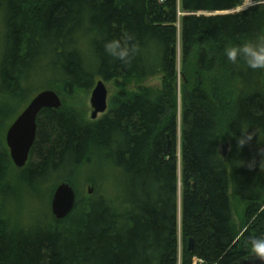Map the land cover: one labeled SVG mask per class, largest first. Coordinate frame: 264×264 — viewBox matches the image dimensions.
I'll list each match as a JSON object with an SVG mask.
<instances>
[{
  "label": "trees",
  "instance_id": "1",
  "mask_svg": "<svg viewBox=\"0 0 264 264\" xmlns=\"http://www.w3.org/2000/svg\"><path fill=\"white\" fill-rule=\"evenodd\" d=\"M242 2L0 0V264H232L247 254L249 237H264V70L224 54L264 33V3L237 10ZM112 39L135 47L126 62L105 50ZM156 77L160 89L127 93L121 84L94 122L64 107L43 110L26 166L14 179L5 175L13 167L3 141L9 101L25 102L35 83L36 94L71 96L98 80ZM242 132L252 140L241 149ZM223 137L231 140L226 156ZM82 167L94 185L109 187L84 205L77 196L66 219L48 212L23 220L13 208L19 200L11 190L73 186ZM230 185L244 207L239 236ZM179 222L194 241L180 262Z\"/></svg>",
  "mask_w": 264,
  "mask_h": 264
},
{
  "label": "rangeland",
  "instance_id": "2",
  "mask_svg": "<svg viewBox=\"0 0 264 264\" xmlns=\"http://www.w3.org/2000/svg\"><path fill=\"white\" fill-rule=\"evenodd\" d=\"M253 4H254L253 0H243L242 5L239 8H237V10L245 9ZM176 60H177L178 80L176 82L175 89H176V96H177V101H178V112L180 116L181 96H182L183 86H182V75H181L182 73V51H181V38H180L179 31H178V36H177ZM121 84L124 86V90H126L127 93H135L142 87L151 88V89H160L161 84H162V78L156 77V78H153L147 81L127 80V81H122V82L121 81L105 82V86L108 91V110L106 111L105 114H107L109 111L111 100L115 98L118 94H120V92L123 90L121 87ZM39 87L40 85L38 83L37 84L35 83L34 88L32 89V93L30 94L28 99L22 104L21 103L18 104L19 102L17 101H9V104L13 108V115L11 116L12 118L7 119L8 126L3 132V141L6 146V149L8 148L6 145L5 136H6V132L9 126L27 107V105L32 100L36 92L39 91ZM93 87L89 91L75 92L71 96H67L63 94L59 89H57L56 92L58 93L62 101V107L66 109H71L79 113L88 122H94V121L99 120L105 114H100L96 120L91 119L92 107L90 104V99H91ZM226 146L228 147L227 149V153H228L231 149V140L228 137H223L220 139L218 143L219 151L223 153L224 148ZM8 153H9V150H8ZM10 161H11V158H10ZM11 163L13 167H10L11 165H9V167H6L4 171L7 177L14 179L16 178L18 173L21 171V169H18L17 167H15L12 161ZM98 167H101V165L98 164ZM98 167L96 166V168ZM179 169H180V166H179ZM87 176H88V167H84V168L82 167L77 172L74 178V182H73V188L75 189L77 193L78 200L80 199L83 205L85 201L87 200V198L89 197V195H92L96 190H97V193L102 194L104 192L103 190L109 187L108 183L107 184L103 182L101 183L100 180L98 179H94L96 180L95 182L96 185H94V183L89 178H87ZM99 176H100V173H99ZM90 185H92V188H93L91 194H89V191H88V187ZM179 187H181V184H179ZM54 190L55 189H53L50 186H45L42 189L36 191V193L26 190V188L24 189V187H21L17 191L13 189L10 191V195L13 194L14 196H17L18 194V200H19V201L16 200L18 202L13 206V208H15V211L19 213V216L23 220H26L29 217H33V216L35 217L41 216L42 213L47 214L49 212L51 214V198H52ZM229 197H230V204H231V209L233 213V223L235 225L236 231L239 236L244 231V226H245L244 225L245 224L244 223V207L241 204H239L238 201L233 196L231 185L229 187ZM188 243L189 242L186 239H184V236L182 235L181 223L179 222V234H178L179 262L181 260L182 253L184 252V248H186V246L188 247ZM196 263H197V260L194 259L193 264H196Z\"/></svg>",
  "mask_w": 264,
  "mask_h": 264
},
{
  "label": "water",
  "instance_id": "3",
  "mask_svg": "<svg viewBox=\"0 0 264 264\" xmlns=\"http://www.w3.org/2000/svg\"><path fill=\"white\" fill-rule=\"evenodd\" d=\"M174 55V51H172ZM90 104L92 107L91 119L96 120L100 114L108 110V91L103 80L95 82ZM62 108V101L54 90H43L37 93L29 102L22 113L9 126L5 141L9 150L10 158L18 169H23L29 159L30 151L34 145L37 131V118L46 109L59 110ZM226 146L223 155L226 156ZM170 151V143L168 145ZM92 185L88 187L89 194L92 193ZM77 201V193L68 182L59 183L51 198V213L57 221L66 219L73 211ZM194 241L189 240L188 250L193 251ZM232 264H261L253 259L245 260L244 257Z\"/></svg>",
  "mask_w": 264,
  "mask_h": 264
},
{
  "label": "clouds",
  "instance_id": "4",
  "mask_svg": "<svg viewBox=\"0 0 264 264\" xmlns=\"http://www.w3.org/2000/svg\"><path fill=\"white\" fill-rule=\"evenodd\" d=\"M260 3H264V0H259ZM131 40L132 37L127 38ZM105 50L108 54L121 61H127L130 52L135 51V47L129 48L126 43H122L120 39H112L105 43ZM224 54L227 59L233 63H243L253 70H264V33L255 36L254 38L242 41L240 44L229 45L225 48ZM252 140V136L248 133L242 132L237 138L238 148H243L246 144H249ZM260 156L264 157V153ZM243 164V162H242ZM253 165H249L251 169ZM259 167L264 168V159L259 161ZM246 247L248 249L244 259H255L264 264V237H249L247 239Z\"/></svg>",
  "mask_w": 264,
  "mask_h": 264
},
{
  "label": "built area",
  "instance_id": "5",
  "mask_svg": "<svg viewBox=\"0 0 264 264\" xmlns=\"http://www.w3.org/2000/svg\"><path fill=\"white\" fill-rule=\"evenodd\" d=\"M197 263H198V261H197ZM200 263H201V261H200Z\"/></svg>",
  "mask_w": 264,
  "mask_h": 264
}]
</instances>
